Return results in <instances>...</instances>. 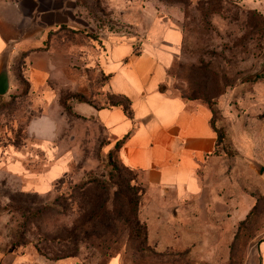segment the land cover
Returning a JSON list of instances; mask_svg holds the SVG:
<instances>
[{
    "label": "rangeland",
    "instance_id": "obj_1",
    "mask_svg": "<svg viewBox=\"0 0 264 264\" xmlns=\"http://www.w3.org/2000/svg\"><path fill=\"white\" fill-rule=\"evenodd\" d=\"M57 1L75 17L32 47L42 70L31 73L25 51L7 60L0 145L36 141L27 120L51 113L67 172L46 192L24 189L0 154V264H264V0ZM157 24L182 34L165 87L217 133L198 191L170 210L174 197L127 164L124 140L89 111L124 101L101 71L110 45Z\"/></svg>",
    "mask_w": 264,
    "mask_h": 264
},
{
    "label": "crops",
    "instance_id": "obj_2",
    "mask_svg": "<svg viewBox=\"0 0 264 264\" xmlns=\"http://www.w3.org/2000/svg\"><path fill=\"white\" fill-rule=\"evenodd\" d=\"M62 6L57 0H0V64L25 51L32 68L31 54L37 51L32 47L40 46L44 32L75 17L71 8ZM181 38L178 28L157 24L147 29L144 37L112 43L101 71L107 76L108 92L129 99L128 110L118 103L89 106L103 126L124 140L127 164L142 172L148 185H156L164 200L174 197L167 204L169 208L174 202L171 209L175 204L180 209L182 202L198 191L200 181L195 170L206 166L217 141L205 110L187 107L183 97L165 87L167 70ZM33 65L42 70L41 65ZM56 121L51 113L29 118L26 131L36 141L0 145L5 167L22 181L24 189L46 192L67 172L61 146L55 141L60 130ZM40 161H47V165L32 167ZM145 222L150 237L154 227L147 219ZM252 253L258 259L257 251ZM114 258L106 264H119ZM29 264L39 263L34 260Z\"/></svg>",
    "mask_w": 264,
    "mask_h": 264
},
{
    "label": "water",
    "instance_id": "obj_3",
    "mask_svg": "<svg viewBox=\"0 0 264 264\" xmlns=\"http://www.w3.org/2000/svg\"><path fill=\"white\" fill-rule=\"evenodd\" d=\"M10 80L6 62L0 64V94H4L9 88Z\"/></svg>",
    "mask_w": 264,
    "mask_h": 264
},
{
    "label": "trees",
    "instance_id": "obj_4",
    "mask_svg": "<svg viewBox=\"0 0 264 264\" xmlns=\"http://www.w3.org/2000/svg\"><path fill=\"white\" fill-rule=\"evenodd\" d=\"M114 95V94H112ZM115 96H119V95H115ZM119 97H122L124 99V101H114V102H107V103H118V104H121L123 105V107L128 110V107H129V99L125 96H119ZM217 134V133H216ZM145 223V228H146V231H147V225H146V222Z\"/></svg>",
    "mask_w": 264,
    "mask_h": 264
}]
</instances>
